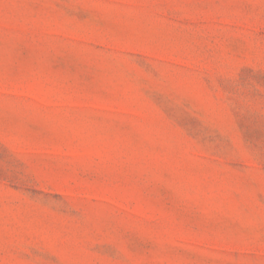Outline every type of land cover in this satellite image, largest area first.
Returning a JSON list of instances; mask_svg holds the SVG:
<instances>
[{"label":"rangeland","instance_id":"374dc122","mask_svg":"<svg viewBox=\"0 0 264 264\" xmlns=\"http://www.w3.org/2000/svg\"><path fill=\"white\" fill-rule=\"evenodd\" d=\"M0 264H264V0H0Z\"/></svg>","mask_w":264,"mask_h":264}]
</instances>
